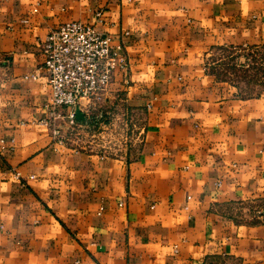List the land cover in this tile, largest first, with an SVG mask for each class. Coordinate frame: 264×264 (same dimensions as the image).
Wrapping results in <instances>:
<instances>
[{"label": "crops", "instance_id": "obj_1", "mask_svg": "<svg viewBox=\"0 0 264 264\" xmlns=\"http://www.w3.org/2000/svg\"><path fill=\"white\" fill-rule=\"evenodd\" d=\"M71 20L123 45L93 106L132 115L116 154L39 122ZM263 60L264 0H0V264H264Z\"/></svg>", "mask_w": 264, "mask_h": 264}, {"label": "built area", "instance_id": "obj_2", "mask_svg": "<svg viewBox=\"0 0 264 264\" xmlns=\"http://www.w3.org/2000/svg\"><path fill=\"white\" fill-rule=\"evenodd\" d=\"M96 18L101 20L100 10ZM41 48L44 55L41 68L46 73L50 95L43 103L44 116L39 122L50 130L58 145L65 146L70 136L83 133L95 138L90 141L101 150L116 154L121 145L126 146L136 138L130 111L123 109L116 112L119 114L107 111L102 116L93 111V106L104 99L117 68L127 83L122 43H112L110 35L89 22L71 20L51 29ZM35 76V73L25 75ZM77 108L83 113L82 121L76 118ZM14 176L18 178L20 173L16 171Z\"/></svg>", "mask_w": 264, "mask_h": 264}, {"label": "rangeland", "instance_id": "obj_3", "mask_svg": "<svg viewBox=\"0 0 264 264\" xmlns=\"http://www.w3.org/2000/svg\"><path fill=\"white\" fill-rule=\"evenodd\" d=\"M251 50L250 49H248V51L246 52H244V55L246 54V53H248V60L250 61V62H253L258 56H256L255 55V52H250ZM246 56V55H245ZM259 58H262V56L261 55H259ZM258 58V59H259ZM249 61H247V60H244V62H249ZM263 62H264V60H263ZM234 67V66H233ZM236 68V67H235ZM264 68V67H263ZM238 69V68H237ZM256 72V71H255ZM236 73L237 74H239V75H241L242 74V72H241V70H240V68L238 69V71H236ZM96 109H98V108H96ZM107 110H108V108H107ZM79 137L78 138H81V140L82 141H86V142H88L89 143V141L90 140H92V139H95V138H90L89 137V135H81V134H79L78 135ZM73 139H75L76 140V138H74L73 137ZM79 141V140H78ZM249 206L251 207L250 208V211H249V213L247 214V216L248 217H243V219H252V220H255L256 218V216H263L264 217V212H262V213H257L256 211L258 210V209H260V208H264V202H252V203H250L249 204ZM252 211H254V213H252ZM238 213H239V210L237 211ZM239 215V214H238Z\"/></svg>", "mask_w": 264, "mask_h": 264}, {"label": "water", "instance_id": "obj_4", "mask_svg": "<svg viewBox=\"0 0 264 264\" xmlns=\"http://www.w3.org/2000/svg\"><path fill=\"white\" fill-rule=\"evenodd\" d=\"M76 118L81 121L84 119L83 113L78 108L76 109Z\"/></svg>", "mask_w": 264, "mask_h": 264}]
</instances>
